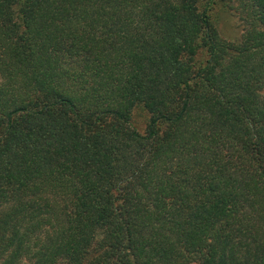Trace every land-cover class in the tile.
I'll return each mask as SVG.
<instances>
[{"label": "trees", "instance_id": "trees-1", "mask_svg": "<svg viewBox=\"0 0 264 264\" xmlns=\"http://www.w3.org/2000/svg\"><path fill=\"white\" fill-rule=\"evenodd\" d=\"M230 1L236 41L221 0H0V264H264V0Z\"/></svg>", "mask_w": 264, "mask_h": 264}, {"label": "rangeland", "instance_id": "rangeland-1", "mask_svg": "<svg viewBox=\"0 0 264 264\" xmlns=\"http://www.w3.org/2000/svg\"><path fill=\"white\" fill-rule=\"evenodd\" d=\"M233 2L230 0H221L214 4L212 9V17L216 25L218 35L225 41L238 40L242 26L237 15V11L233 10ZM145 116L138 111H134L131 116L133 126L137 130L143 127Z\"/></svg>", "mask_w": 264, "mask_h": 264}]
</instances>
